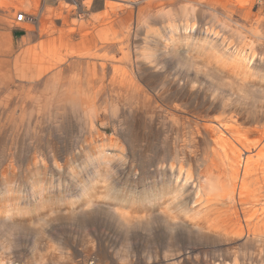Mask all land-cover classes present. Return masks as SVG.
<instances>
[{
    "label": "rangeland",
    "instance_id": "obj_1",
    "mask_svg": "<svg viewBox=\"0 0 264 264\" xmlns=\"http://www.w3.org/2000/svg\"><path fill=\"white\" fill-rule=\"evenodd\" d=\"M79 1L0 0V258L264 264V171L240 175L258 195L255 206L219 201L235 155L225 159L210 137L199 150L188 137L186 147L177 131L189 135L206 118L236 119L245 149L264 147V0ZM20 10H44L43 21L16 27ZM169 25L178 44L165 54ZM187 25L196 26L189 40ZM121 42L130 47L133 73ZM235 48L254 60L237 59ZM150 51L154 61L145 57ZM130 84L152 94L151 104L141 107L135 92L123 97L120 87ZM93 93L94 112L72 110L66 100ZM212 128L220 134L217 123ZM184 152L193 179L171 187L162 165ZM209 164L218 168L210 179ZM191 184H202L199 202ZM208 218L226 221L230 234H198L187 224ZM180 220L186 225H175Z\"/></svg>",
    "mask_w": 264,
    "mask_h": 264
},
{
    "label": "bare ground",
    "instance_id": "obj_2",
    "mask_svg": "<svg viewBox=\"0 0 264 264\" xmlns=\"http://www.w3.org/2000/svg\"><path fill=\"white\" fill-rule=\"evenodd\" d=\"M54 1H64L68 4L75 5V6L77 3L80 4L79 0H54ZM129 1H134V0H129ZM235 1L238 4L246 3V0H235ZM83 2L84 0H81L82 4ZM20 12L25 13L27 16H30V18L27 17V19H25L24 21L17 22L15 20V17ZM41 13L42 14H40L39 12L37 14L27 13L25 10H20L15 13L13 23L16 27L20 26V27L26 28V24H29V23H31L32 26L38 27L40 22L43 21L42 15L44 13L43 11H41ZM105 15L106 13L103 12L101 16H105ZM43 24H44V27H43L44 29L46 28L45 21ZM184 29H185V32H184L185 39L189 40L191 37L190 32L195 31L196 26L193 25L189 27V25H187L186 27H184ZM178 33L179 31L176 26L169 25L167 27L166 34H163V37L161 38V43L163 45V50L165 54H168L170 52L171 47L176 48L178 42H176L177 40H175L173 36ZM206 33L207 35H215L216 37L218 36V34L211 28H207ZM122 42H121L120 49L123 54V58L125 60H128V63H131V72L133 73L132 71L133 64H132V60H130V57H131L130 47L127 44H122ZM223 42L225 43L227 41L224 40ZM225 44L227 45V43ZM150 48L151 47H149L148 49ZM233 52L237 54V59H240L242 62L250 63L255 58L254 54L251 51L244 50L242 48L240 49L235 48ZM145 57L148 58L150 61H154V57H155L154 51L147 52L145 54ZM113 58H111V61L116 62ZM105 59L106 58H104V60ZM122 69L123 67L121 65H117V63H115L114 65L115 71L120 72ZM124 77H125L124 80H126L128 76L125 75ZM103 81H105V79ZM141 90H142L141 88L138 89L133 84H130L129 87H126V85L120 87V91L123 94V97H128L130 96V94H133L134 92L139 95L142 94L143 95L142 99L141 97H139L137 102L139 103L141 107L146 108L149 104H151L153 97H152V94L148 92L143 93V91ZM66 100L70 101L72 110H76L75 108H79L85 111H88V110H92V112L95 111L94 107H96V97L94 96V93L90 97H88L87 100H84L81 94H79L76 97H68ZM84 106L86 107L83 108ZM236 122H238V120L236 119L235 120H232V119L211 120L209 118H206L204 119L203 122L194 121V127L190 131L189 135H186V132L185 131L183 132V130L180 129V127L178 128L177 131H178V135L182 137L181 142L179 143H183V145H185L186 147L189 146L188 144L189 141L190 140L192 141V139H194L195 144L197 146V150H199L200 139L210 137L215 142L216 146H220L224 150L225 159H229L230 154L231 156L235 155V158H236L235 167L237 170L231 169L232 172L231 171L229 172L231 174L228 173L229 178L231 179V184L230 186H228L227 184H221L220 186H218L219 190L217 191V194L220 197L219 201H222L224 203L234 202L235 208L237 204L247 205V207L249 208V207L255 206L256 202L258 201V195H255L254 193H251L250 191L247 190V185L245 182H243L244 181L243 179H240V175L241 173L243 174V176H246V174L249 175L255 169H259L260 172L264 171V166H263L264 147L255 150L256 152H253L251 148H250V151L246 150L245 149V144H246L245 137L243 133L240 131L239 127L236 126ZM214 123H217L219 127L221 128L220 134H216L215 130L212 128ZM188 137H190L189 141H188ZM232 150L233 151L235 150L237 154H233L231 152ZM244 151L249 152L247 156H243ZM188 155L189 153L184 152L183 156L179 157L178 160L174 159L169 165H165V164L162 165V167L164 168V171H169L172 177L171 179L172 180L174 179V182H172L171 187L174 186V183L177 185L179 182H181L180 184L181 187H185L187 186V184H189L188 182H190L193 179V171L187 170L184 166V164L187 162ZM101 158L103 159L104 163L112 162L111 157L107 154L103 155ZM177 162H179L178 165H177ZM206 166L207 167L205 168V171L209 174V179H210L214 174H216V171L218 168L214 164H209ZM208 174L206 176H208ZM261 175L259 176L258 180L259 182H264V172ZM191 186L195 192L194 201L199 202L202 199L200 196L202 184L199 185L198 187H195L194 184H191ZM175 187H178V186H175ZM208 200H209V197L207 198V201ZM228 218L230 221L233 220L231 214L228 216ZM179 224L186 225V223L182 222L181 220L175 223V225H179ZM187 224L189 226H192L194 231H196L198 234H205L204 231L215 232V233H219L223 235L230 234L229 224H227L226 221H224V224H222L216 218L214 219L208 218V219L199 220L195 222L188 221ZM248 232L250 234L254 233L251 228H248ZM8 262L9 261H4V258H0V264H19L18 261H15V260H10V262L9 263Z\"/></svg>",
    "mask_w": 264,
    "mask_h": 264
},
{
    "label": "built area",
    "instance_id": "obj_3",
    "mask_svg": "<svg viewBox=\"0 0 264 264\" xmlns=\"http://www.w3.org/2000/svg\"><path fill=\"white\" fill-rule=\"evenodd\" d=\"M27 17L30 18V16H27L25 13L20 12L18 15H16L15 20H16L17 22H22V21H24L25 19H27Z\"/></svg>",
    "mask_w": 264,
    "mask_h": 264
},
{
    "label": "crops",
    "instance_id": "obj_4",
    "mask_svg": "<svg viewBox=\"0 0 264 264\" xmlns=\"http://www.w3.org/2000/svg\"><path fill=\"white\" fill-rule=\"evenodd\" d=\"M17 12H18V11H17ZM43 13H45L44 10H43Z\"/></svg>",
    "mask_w": 264,
    "mask_h": 264
}]
</instances>
